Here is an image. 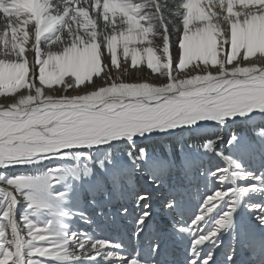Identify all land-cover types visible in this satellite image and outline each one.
I'll return each instance as SVG.
<instances>
[{
  "label": "snow or ice",
  "instance_id": "obj_1",
  "mask_svg": "<svg viewBox=\"0 0 264 264\" xmlns=\"http://www.w3.org/2000/svg\"><path fill=\"white\" fill-rule=\"evenodd\" d=\"M0 14L7 18L0 95L16 96L0 105V185L10 189L0 188V264H264V201L252 202L264 197V0H177L172 7L158 0H61L59 8L51 0H0ZM100 20L111 32L98 43ZM118 43L125 73L129 57L132 67L146 59L166 79L113 80L100 53L106 49L112 68H120ZM102 70L111 82L97 86L92 77ZM85 81L93 89L85 94L44 91L60 84L66 93ZM238 125L251 135L231 131ZM226 130L238 157L217 150ZM157 136L203 137L205 155L226 164L208 177L228 187L208 193L189 222L171 227L155 223L154 192L171 174L188 175L196 161L183 144L179 155L150 156L143 142ZM243 159L256 163L249 169ZM137 175L153 191H135ZM126 192L131 211L120 203ZM168 196L165 208L178 210L182 187L170 185ZM132 212L131 234L143 255L125 257L122 243L86 230L119 227ZM173 245L182 260L172 258Z\"/></svg>",
  "mask_w": 264,
  "mask_h": 264
},
{
  "label": "bare ground",
  "instance_id": "obj_2",
  "mask_svg": "<svg viewBox=\"0 0 264 264\" xmlns=\"http://www.w3.org/2000/svg\"><path fill=\"white\" fill-rule=\"evenodd\" d=\"M60 1V2H59ZM53 5L57 8L60 7L61 0H51ZM177 0H162V3L167 5L168 7H172ZM161 3V4H162ZM163 6V4H162ZM238 7V6H236ZM167 9V8H166ZM165 9L166 13L167 10ZM93 18H95V14H92ZM0 21H7V18L3 17L2 14H0ZM104 21L100 20L97 22L96 26V31L98 32V37L97 41L100 43L103 40V33L104 32H111V28L104 29ZM1 24V23H0ZM0 26H6V23ZM3 27V28H4ZM29 28L31 25L28 26ZM6 28V27H5ZM4 28V29H5ZM103 29V31H102ZM1 31V30H0ZM91 31V29H89ZM172 31H175L174 29ZM4 33V32H3ZM1 33V35L3 34ZM83 34V33H82ZM64 36L67 35V33H63ZM8 39L9 41L11 40V32L8 29ZM153 43L156 45H162V40L160 37H155L152 38ZM177 37L176 35H171L170 36V41L174 44L176 41ZM32 43L27 44L26 48V58L28 59L30 63V71H29V78L32 76L31 72V63L34 60V53L30 51ZM58 45H51V50H55ZM40 47L41 51L46 53L49 51V44L42 38L40 42ZM10 48V45H9ZM3 51H4V45L3 43H0V58L3 57ZM170 52L173 56L176 55L177 53V48L176 47H171ZM117 54H118V62H120L121 67L120 68H112L111 66V59H110V54L107 52L106 49H104L100 55H101V61H102V67L104 62H107L108 67L111 68V77L113 80H117V77H119V80L117 82L123 81V82H148V83H153V84H159L161 82V79H166V78H159V74H152L150 73L147 68L143 69H138L137 67H132L130 65V57L128 60V71L125 73L123 71V56H122V47L117 45ZM12 59H15V57H12ZM146 60V59H145ZM143 63V62H141ZM142 65V64H141ZM140 68V67H139ZM106 70H102L101 74L99 77L93 76L92 81L97 85V86H103L105 83H110L107 79V76L105 75ZM187 71V70H186ZM38 66H37V71L36 75L38 77ZM174 75L176 73H173ZM183 73H180V76H183ZM70 79V78H69ZM65 80H68L66 78ZM36 83L39 84L38 79L36 80ZM85 85H87V88H85ZM83 90V91H82ZM92 89V85L89 84L88 81H85L84 84L80 85L79 88H72L68 89V91L65 93L63 87H58V88H53L48 89L45 88V94H53V95H61V94H66V95H75V94H85V91H90ZM23 92H26V89L21 90ZM18 95V94H17ZM16 96L15 95H10V96H1L0 97V105H6L8 103H11L15 100ZM231 131L236 132L238 135L239 134H245L247 133L249 136L251 135V130L248 128H244L242 126H234ZM227 132L224 131L220 133L221 136H224L225 142H219L217 143L216 147L217 150L222 151L224 155H227L226 151L223 148L226 147V138H228V135L226 134ZM230 135V133H228ZM174 138V139H173ZM202 137L200 136H193V137H188L185 136L183 138L181 137H167V136H157L153 140H147L146 142H143L145 146L148 147L149 154L150 156L155 153V154H160V155H165L169 151H172L174 153H178V149L181 144L185 146V151L189 153L190 157L192 158L193 161H196L194 166L191 168L190 172L188 175H184L182 173H173L170 175L168 181L166 182L165 185H162L161 188L159 189L158 192H154V198L152 200L153 208V217L155 220V223L157 225H168L171 227V224L173 221L178 222L179 224H184L186 222V218H190L191 215L197 210L199 203L202 201V199L210 192L214 191L217 188L224 187L227 188L228 185H219L216 184L214 181H210L208 177V172L209 171H214L211 169L210 164H213L216 160L219 159V157H209L205 154H203V143H202ZM209 138H211L213 141L216 140V136L212 135ZM225 143V144H223ZM203 151V152H202ZM237 154V153H236ZM203 163L204 166L201 168L199 167V164ZM223 162V161H222ZM224 163V162H223ZM242 163L244 167L248 168V165L254 166L256 162L248 159H243ZM223 167H226L223 166ZM220 167V168H223ZM203 173V174H202ZM240 184H244V181L238 182ZM135 184H136V190L141 192L142 190H148V191H153V186L151 184H148L147 181L141 176L137 175L135 178ZM173 184H178L182 187V197L180 198V207L178 210H168L165 208V201L169 199L168 196V191H169V186ZM0 188H4L5 190H10L6 185H0ZM85 195V199H89L90 197L88 196V193L84 192L83 196ZM260 198L259 196L254 197L252 202H255L256 199ZM264 199V197H261ZM123 201L122 203L125 204L126 206L129 207L130 211L133 208V195L129 193H125L124 197L122 198ZM118 206V205H116ZM115 210V209H113ZM244 214L241 215L243 218L248 220L249 223H254V221L251 220V217L248 215V213L244 210H241ZM135 212H132V215L129 216L128 218H125V220L120 219L122 224H127L129 227L133 226V217L135 216ZM19 216V212H18ZM92 234V233H90ZM93 235V234H92Z\"/></svg>",
  "mask_w": 264,
  "mask_h": 264
},
{
  "label": "rangeland",
  "instance_id": "obj_3",
  "mask_svg": "<svg viewBox=\"0 0 264 264\" xmlns=\"http://www.w3.org/2000/svg\"><path fill=\"white\" fill-rule=\"evenodd\" d=\"M59 2H60V1H59ZM158 2L161 4V3H162V0H158ZM162 4H163V6H165L164 3H162ZM162 4H161V5H162ZM163 6H162V7H163ZM166 10H167V9H166ZM0 23H1L0 25H3V23H4V24L6 23V26H7V21H3V22L0 21ZM6 26H5V27H6ZM3 27H4V26H0V30H1V31H0V35H1V33H3V32L5 31V29H6L5 27H4L5 29H4ZM9 30H10V32H11V29H9ZM81 34H82V33H81ZM2 35H3V34H2ZM42 38H43V37H42ZM29 41H30V43H32V42H33V38L30 37ZM28 43H29V42H28ZM28 43H27V44H28ZM27 44L25 45V47H27ZM31 45H32V44H31ZM141 64H142V65H141ZM145 66H147V64H146V60H144L143 63H140V64L137 66V68H138V69H141V68L143 67V68H142V70H143V69L147 68V67H145ZM139 67H140V68H139ZM144 67H145V68H144ZM147 69H148L149 71H151L149 68H147ZM150 73H152V71H151ZM152 74H158V73H152ZM66 78L69 79L70 77H65V79H66ZM52 87H53V88H58V87L61 88V87H63V86L60 85V84H54ZM1 96H3V95H0V97H1ZM226 132H227L226 134L228 135V138H229V134H228V133H230V132L227 131V130H226ZM222 137H224V136H222ZM228 138H226V147H224V145H223L224 150L226 151L227 155H232L233 157H238V154H236L232 149L229 148V146H228V144H227V140H228ZM173 139H174V138H173ZM201 139H202L201 141H202V143H203V142H204V138L202 137ZM144 142H146V141H144ZM222 142H225L224 138H223ZM223 144H225V143H223ZM202 152H203V151H202ZM176 154H177V153H176ZM203 154H205V153L203 152ZM214 157H215V156H214ZM215 160H216V161H215L213 164H210V167H211L212 170H214V169L216 170L217 168H220V167H223V166L226 165L225 162H224V160H223L221 157H219V159H215ZM222 161H223L224 163H223ZM202 166H204V164L200 162L199 167L201 168ZM28 174H34V173H28ZM85 193H86V191H85ZM18 212H19V211H18Z\"/></svg>",
  "mask_w": 264,
  "mask_h": 264
}]
</instances>
